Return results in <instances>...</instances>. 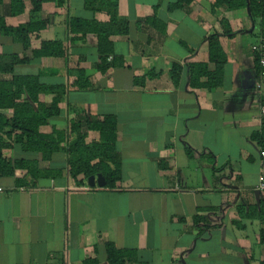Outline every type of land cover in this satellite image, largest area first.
<instances>
[{"label":"crops","instance_id":"obj_1","mask_svg":"<svg viewBox=\"0 0 264 264\" xmlns=\"http://www.w3.org/2000/svg\"><path fill=\"white\" fill-rule=\"evenodd\" d=\"M84 1L0 0L1 23L27 27L0 29V56L16 60L12 71H0V89L15 77L36 79L6 90L9 100L0 106V139L9 145L3 153L14 169L0 176V264H108L106 243L135 250L138 264H264L256 190L264 162L252 139L264 124V80L258 85L250 48L261 20L247 7L212 10L213 0L175 8L177 0H117L127 32L111 35V49L100 54L95 33L78 41L82 27L68 31L73 18L108 21L86 11ZM213 35L226 63L221 84L208 90L193 86L190 74L194 64L215 70ZM44 42H60L64 53L38 55ZM76 69L88 87L74 86ZM38 84L64 89L59 115L40 133L115 117V187L71 177L66 149L74 133L47 161L18 139L13 106L26 105L29 118L51 104L53 95ZM97 139L88 132L86 142ZM17 160H37L39 176L14 167Z\"/></svg>","mask_w":264,"mask_h":264},{"label":"trees","instance_id":"obj_2","mask_svg":"<svg viewBox=\"0 0 264 264\" xmlns=\"http://www.w3.org/2000/svg\"><path fill=\"white\" fill-rule=\"evenodd\" d=\"M184 2L189 0H177L171 4V8L180 7ZM212 10L223 6L228 10H235L247 7L250 11V15L254 18H259L260 21V36L264 38V0H213ZM84 9L92 15L96 12H103L108 16L106 23L98 22L93 18L80 19L73 18L68 23V31H77L79 27H82V36L76 38L78 41H83L87 33H95L98 38V51L100 54H107L111 49V41L109 37L111 35H122L127 32L128 23L118 18V5L117 0H85ZM0 29L8 34L19 33L21 30H26L27 27H21L18 29L6 28L1 23ZM224 28H228V23L224 22ZM4 28V29H3ZM75 39H72V41ZM209 58L215 63V70L208 72L205 64L191 65L190 83L199 88L212 90L218 87L222 81V70L226 63V56L222 51L218 39L215 35L208 39ZM64 52L60 42H44L40 49L37 51L38 55L44 56H58ZM16 60L12 56H0V71L10 72ZM256 62V74L258 72V64ZM76 68V67H75ZM174 70L177 67L173 68ZM75 81L73 82L76 88H86L88 83L84 78V71L82 69L74 70ZM173 75V74H172ZM174 76V75H173ZM204 77L205 82H200V78ZM36 82L35 78L31 77H15L13 81L6 84L3 87L5 90L0 89V106H4L1 103L5 100H9V92L12 86H16V89L26 85L29 86ZM36 84V83H35ZM37 85V84H36ZM1 88V87H0ZM37 91H44L53 95L49 108H43L39 105L37 112L33 113V116L27 118L26 112L30 114V109L25 105L13 106L14 119L18 122L16 125H12L19 129L22 134L19 136V140L29 150H33L41 155V160H50L52 156L60 150L62 143L69 141V134L74 133L75 138L70 141L69 146L66 149L67 162L69 166V173L73 179H77L79 175H82L84 180L91 175L102 174L106 181V187L113 188L121 180L120 171V156L116 149V119L112 116L104 117L103 119H88L83 124L71 123L68 126L69 131L58 130L52 128L50 133H40L39 127L47 124L50 118H54L59 115L58 103L60 101V94L64 89L61 86H45L38 84ZM11 106L10 104H8ZM8 106V107H9ZM12 107V106H11ZM3 116L0 115V121L3 120ZM15 122V121H14ZM3 124L0 123V130ZM89 131H95L98 133V139L86 142V137ZM259 148L264 149V124L261 125L260 131L252 136ZM9 145L0 139V176H12L13 168L10 166V161L3 153ZM37 160L14 161V167L27 169L28 174L33 178H37L40 174L38 170ZM77 182V181H76ZM18 183V182H17ZM22 183V182H20ZM79 183V182H77ZM23 184L26 185L24 182ZM260 218L264 224V204L262 200V208L260 211ZM260 240L264 243V229L261 232ZM106 253L108 264H138L137 252L135 250L118 249L111 243H106ZM82 264H98L96 259H87ZM143 264V263H141Z\"/></svg>","mask_w":264,"mask_h":264},{"label":"built area","instance_id":"obj_3","mask_svg":"<svg viewBox=\"0 0 264 264\" xmlns=\"http://www.w3.org/2000/svg\"><path fill=\"white\" fill-rule=\"evenodd\" d=\"M250 48L258 64L256 77L259 85L260 82L264 80V38L258 37L257 41L254 42ZM262 111L264 112V108ZM258 155L262 162H264V149L259 148ZM256 190L261 195L264 204V172L258 178Z\"/></svg>","mask_w":264,"mask_h":264},{"label":"water","instance_id":"obj_4","mask_svg":"<svg viewBox=\"0 0 264 264\" xmlns=\"http://www.w3.org/2000/svg\"><path fill=\"white\" fill-rule=\"evenodd\" d=\"M87 183L90 187H94L95 185L98 187H104L106 185V181L100 173L89 176L87 178Z\"/></svg>","mask_w":264,"mask_h":264}]
</instances>
